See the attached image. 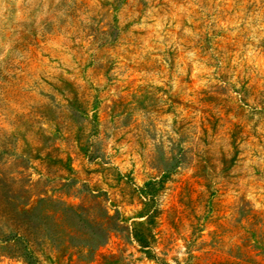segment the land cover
<instances>
[{"label":"rangeland","instance_id":"rangeland-1","mask_svg":"<svg viewBox=\"0 0 264 264\" xmlns=\"http://www.w3.org/2000/svg\"><path fill=\"white\" fill-rule=\"evenodd\" d=\"M0 264H264V0H0Z\"/></svg>","mask_w":264,"mask_h":264},{"label":"trees","instance_id":"trees-1","mask_svg":"<svg viewBox=\"0 0 264 264\" xmlns=\"http://www.w3.org/2000/svg\"><path fill=\"white\" fill-rule=\"evenodd\" d=\"M18 241H23V239L21 237L17 238ZM139 244H140V247L143 249V250H146L148 247L146 241H138Z\"/></svg>","mask_w":264,"mask_h":264}]
</instances>
